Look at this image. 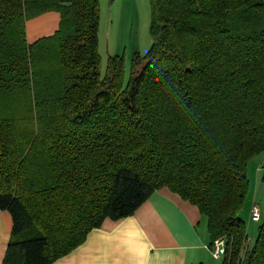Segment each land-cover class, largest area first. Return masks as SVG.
Wrapping results in <instances>:
<instances>
[{
	"label": "trees",
	"instance_id": "1",
	"mask_svg": "<svg viewBox=\"0 0 264 264\" xmlns=\"http://www.w3.org/2000/svg\"><path fill=\"white\" fill-rule=\"evenodd\" d=\"M150 3L125 84L124 55L102 75L100 0H0L3 264H51L165 187L207 216L210 245L226 238L222 264H264V209L251 248L239 217L264 150V0ZM52 10L59 28L29 43Z\"/></svg>",
	"mask_w": 264,
	"mask_h": 264
},
{
	"label": "crops",
	"instance_id": "2",
	"mask_svg": "<svg viewBox=\"0 0 264 264\" xmlns=\"http://www.w3.org/2000/svg\"><path fill=\"white\" fill-rule=\"evenodd\" d=\"M52 10L26 22L33 43L59 28ZM12 216L0 209V264L11 238ZM208 218L197 206L168 188L155 191L136 211L106 218L84 242L51 264H211Z\"/></svg>",
	"mask_w": 264,
	"mask_h": 264
},
{
	"label": "rangeland",
	"instance_id": "3",
	"mask_svg": "<svg viewBox=\"0 0 264 264\" xmlns=\"http://www.w3.org/2000/svg\"><path fill=\"white\" fill-rule=\"evenodd\" d=\"M100 4L99 50L102 75L104 77L107 72L110 55H124V83L127 84L132 73L134 53L146 55L153 43L150 31L152 16L150 0H100ZM145 62L143 61L141 66ZM247 173L250 185L239 217L246 223L248 241L245 246L251 248L256 242L262 224L251 219V206L257 201L264 209V150L251 158ZM223 257L216 259L211 254V264H222Z\"/></svg>",
	"mask_w": 264,
	"mask_h": 264
},
{
	"label": "built area",
	"instance_id": "4",
	"mask_svg": "<svg viewBox=\"0 0 264 264\" xmlns=\"http://www.w3.org/2000/svg\"><path fill=\"white\" fill-rule=\"evenodd\" d=\"M251 219L256 222H261L263 220V207L257 202L254 201L251 210ZM226 238L221 237L210 245V250L214 258L219 259L226 253Z\"/></svg>",
	"mask_w": 264,
	"mask_h": 264
}]
</instances>
